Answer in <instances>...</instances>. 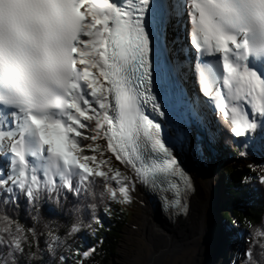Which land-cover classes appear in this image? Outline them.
I'll use <instances>...</instances> for the list:
<instances>
[{"label": "snow or ice", "instance_id": "snow-or-ice-1", "mask_svg": "<svg viewBox=\"0 0 264 264\" xmlns=\"http://www.w3.org/2000/svg\"><path fill=\"white\" fill-rule=\"evenodd\" d=\"M189 73L207 100L187 94ZM209 102L224 123L204 113ZM193 127L204 132L195 145ZM225 134L243 158L264 152V0H0V264H72L66 253L84 264L95 248L68 238L86 216L102 225L105 196L131 203L137 181L171 216L188 215L196 184L178 149L203 159ZM259 169L244 182L264 187ZM53 199L83 207L41 247L8 208L27 200L38 219ZM250 227L237 264L264 256V220Z\"/></svg>", "mask_w": 264, "mask_h": 264}, {"label": "trees", "instance_id": "trees-1", "mask_svg": "<svg viewBox=\"0 0 264 264\" xmlns=\"http://www.w3.org/2000/svg\"><path fill=\"white\" fill-rule=\"evenodd\" d=\"M212 111L219 122L224 123L219 119V114L215 112L214 107ZM83 143L88 144L90 141H83ZM217 148L223 153L220 159L221 168H226L223 173L222 184L225 193L229 196V200L225 204L227 213L223 215V218L231 224L239 222L242 228L250 233L252 230L250 225H259L264 220V187L255 180L248 184L244 182L245 177L257 174L251 168L234 164L238 161L240 155L227 134L217 145ZM101 191L100 187L96 188L97 196ZM78 207L82 208L83 205L74 199L59 203L54 199L48 200L42 202L38 219H34L37 215L36 210L30 206L27 200H22L19 207L9 206L8 214L18 219L25 230L35 226L38 233H40L41 247H45V241L50 240V232L53 236H60L62 239L66 236L74 222L76 215L74 209ZM105 207L109 209L106 213L104 211ZM3 210V205H0V213ZM81 215L85 214L81 213ZM96 215L102 219V225H97L90 216H86L85 222L90 226L74 237H69L68 243L73 249H79L81 252L95 248V252L84 261V264H112L113 257L118 255L123 233L130 222L129 215L121 203L108 200L106 196L98 204ZM29 242L33 243V251H35L34 240L30 233ZM66 254L74 256L72 264H75V259H83L76 256L75 253ZM257 264H264V256L257 255Z\"/></svg>", "mask_w": 264, "mask_h": 264}, {"label": "bare ground", "instance_id": "bare-ground-1", "mask_svg": "<svg viewBox=\"0 0 264 264\" xmlns=\"http://www.w3.org/2000/svg\"><path fill=\"white\" fill-rule=\"evenodd\" d=\"M182 124L183 118L178 116L173 124L164 125L165 134L169 131H171L172 134H175L180 129ZM194 130L196 129L193 127L191 130L193 143L194 140L196 141ZM190 150L191 148L188 145H185L182 152L178 149V154L183 162V165L188 168L192 176L193 174L195 176L193 177L195 178L196 191L190 194V211L188 215L176 216V220L170 221V223L167 222V226L164 227L163 223L160 222L161 219L159 211L156 209V206H154L146 187L142 186L143 189L140 191V202L144 205V217L147 219H149V217L151 218L150 225H152V228H149V226L146 225L145 234L152 252L151 254H148L140 248L134 250L133 260L136 264H174L173 259L178 254H183L185 257L191 249L197 248V246L200 245L199 240L201 237L208 235L210 239V236L212 235L209 225L210 223L207 225V222H212L214 217L217 215V210H215L218 203V200L216 199L217 190L215 191V195L212 194V182H203L200 180L198 170L190 163ZM258 158L259 155L254 154L251 157H248L247 160L255 161L258 160ZM186 202L189 203L188 201ZM167 215L170 216L169 212ZM167 219L169 218L167 217ZM168 226L170 229H167ZM156 227L159 229H156ZM171 228L174 231H172ZM160 229L163 231H158ZM129 234H131L130 229L127 230L126 235ZM209 242L211 246V239ZM124 244H126L125 241ZM247 244L248 241L246 240V247ZM217 247L219 248L218 252L224 250L222 244H217ZM139 261H143V263H140Z\"/></svg>", "mask_w": 264, "mask_h": 264}, {"label": "rangeland", "instance_id": "rangeland-1", "mask_svg": "<svg viewBox=\"0 0 264 264\" xmlns=\"http://www.w3.org/2000/svg\"><path fill=\"white\" fill-rule=\"evenodd\" d=\"M194 81H196V78L194 76ZM196 83V82H195ZM197 84V83H196ZM198 87V84L196 85ZM198 93L200 96H202V93L199 91L198 88ZM204 100H207V97H203ZM210 108H212L213 104L209 102L208 105ZM196 130H194L195 137L198 136H203L204 133L201 132V130L196 127H194ZM195 140L193 145H195ZM256 155H259L258 160H247V158H243L240 156L238 161L234 162L235 165H242L244 168H251L256 174L259 173V165L264 164V153L257 150L255 151ZM253 154V155H254ZM223 153L216 147L210 148L206 150L205 156L203 159L197 158L192 149L190 150V163L198 170V176L200 177L201 181L205 182H212L213 184V192L212 194H217L219 193V189L223 186V173L225 172V168H221V156ZM251 161V162H250ZM123 170V166H119ZM194 176V174H193ZM195 177V176H194ZM223 188V187H222ZM143 189L142 185L137 181V187L134 192L131 193L132 196V201L131 203L128 204H122L124 210L127 212L129 215L130 222L128 224V227L125 230L124 238L121 243V247L119 249L118 255L113 259L112 264H136L133 260L134 257V250L137 248L142 249V251L151 254V248L149 245V242L146 238V225L149 226V228H152V225H150V217L149 219L144 217L145 211H144V205L140 202V191ZM146 192V191H145ZM147 193V192H146ZM149 196V195H148ZM219 206V204H218ZM223 209V210H222ZM220 213L219 210L217 212L219 215H224L227 213L226 208H222ZM158 214V212H157ZM150 216V215H149ZM216 218V216H215ZM173 221V220H172ZM160 222L163 223V226H167V222L170 223V221H162ZM223 223V221H220ZM172 223V222H171ZM210 223V221L207 222V225ZM238 227H241L240 223H238ZM130 229L131 234L126 235L127 230ZM156 229H159L156 227ZM167 229H170L169 226ZM172 231H174L171 228ZM158 231H163V230H158ZM214 234L215 232L210 236V239L212 241V245L210 246L208 244V235L206 236L207 239L204 240V236L200 238V242L197 246V248L191 249L188 254L184 255L183 254H178L174 259L173 263L174 264H223V260H225L224 253L222 254L221 252H218L217 249V244L214 242ZM245 239L249 241L251 239L250 235L247 234L245 236ZM124 241L126 244H124ZM246 247V246H245ZM239 245H236L234 249H231L229 251V263L231 258L234 260L239 258ZM137 254V252H136ZM213 255V256H212ZM182 259V260H180ZM140 263H143V261H139ZM234 264H237V261L233 262ZM228 264V263H227Z\"/></svg>", "mask_w": 264, "mask_h": 264}, {"label": "water", "instance_id": "water-1", "mask_svg": "<svg viewBox=\"0 0 264 264\" xmlns=\"http://www.w3.org/2000/svg\"><path fill=\"white\" fill-rule=\"evenodd\" d=\"M166 53L167 52H162L161 53V61L162 62H164V60L167 58L166 57ZM189 95L192 96L191 94H189ZM187 111H188V109H184V112L185 113ZM216 199L218 200V203H217V208H215V210L216 209L221 210L222 207L224 206L225 202L228 200V196L227 195H223L219 191V193L216 196ZM218 204H219V206H218ZM155 206H156V209L159 211L160 219L163 222L164 221L176 220L175 218L174 219L173 218L172 219L171 218L167 219V217H169V216L165 213L163 207L161 205H158V204H156ZM216 214H217L216 215V218L214 217L213 221L212 222L210 221V224L209 225H210V228H211V231H212L211 234H213L215 232V235H216L215 242H216V244H222V246H223V249L224 250L221 251V253H224V252L229 253V251L231 249H234V247L236 245H239L240 246V248H239V253H240V250L241 249L246 248L245 247V241H246L245 236L247 234H249V231L246 230V229H244V228H242V226L241 227L234 228L233 225H231L228 221L224 220V218L222 216H220L218 212H216ZM218 220L223 221L222 226H220V225H216L215 226V223ZM124 234H125V232L123 233V238H124ZM205 239H207L206 236H204V240ZM209 240L210 239H208V244L210 245ZM120 247H121V245H120ZM120 247H119V249H120ZM217 249L219 250L218 247H217ZM115 257L116 256H114L113 259Z\"/></svg>", "mask_w": 264, "mask_h": 264}]
</instances>
